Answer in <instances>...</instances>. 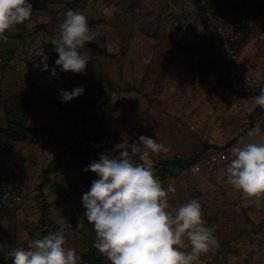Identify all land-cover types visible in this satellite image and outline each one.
<instances>
[{"label": "rangeland", "instance_id": "374dc122", "mask_svg": "<svg viewBox=\"0 0 264 264\" xmlns=\"http://www.w3.org/2000/svg\"><path fill=\"white\" fill-rule=\"evenodd\" d=\"M216 1L226 32L236 42V63L248 76L259 77L264 0ZM31 2L30 19L0 41V127L19 128L18 96L33 85L23 122L50 126L59 140L0 134V178L21 195L0 219V264H13L16 249L61 224L72 226L65 230L66 246L76 249L79 264H85L83 255L91 256V264H110L92 247L95 232L83 216L82 195L98 179L83 170L89 146L100 153L112 150L125 135L129 142L138 135L156 136L170 147L168 155L191 156L211 145L205 149H224L229 162L238 137L247 138L254 127L257 105L253 95H245L244 85L223 75L220 36L206 28L192 0ZM68 9L85 14L97 36L86 43L92 61L85 73L59 72L56 66V79L41 71L39 55L44 52L54 66L58 56L50 39ZM75 86L85 92L61 103L58 89ZM259 129L251 139L264 138ZM228 162L215 171L172 169L160 179L176 189L169 193L172 208L199 198L206 226L214 228L219 247L224 246L201 255L199 264H264V202L258 205L226 182Z\"/></svg>", "mask_w": 264, "mask_h": 264}, {"label": "clouds", "instance_id": "9594fccd", "mask_svg": "<svg viewBox=\"0 0 264 264\" xmlns=\"http://www.w3.org/2000/svg\"><path fill=\"white\" fill-rule=\"evenodd\" d=\"M32 13L31 0H0V41H7L6 33L29 20ZM96 36L85 14L68 9L58 34L50 39L58 58L50 67L49 57L41 52V71H50L56 79V66L59 72L85 73L92 61L86 43L95 41ZM221 67L224 69L222 63ZM251 83L259 86L253 97L255 105L264 109V77ZM84 92L83 86L58 89V99L66 104ZM259 134L254 125L247 138L240 135L226 166V182L258 205L264 202V138H251ZM125 136L83 169L98 176L81 198L83 216L95 232L93 246L110 264H199L201 255L218 248L220 241L214 228L205 224L199 198L171 207L169 193L176 189L171 184L163 186L159 175L164 171L157 174L150 155L165 154L169 159L175 155H168L170 147L156 136L138 135L132 142ZM71 227L61 224L57 230L30 240L26 248L15 250L13 264H79L76 249L66 246L65 230ZM189 246L190 250H185Z\"/></svg>", "mask_w": 264, "mask_h": 264}, {"label": "built area", "instance_id": "2783aa9c", "mask_svg": "<svg viewBox=\"0 0 264 264\" xmlns=\"http://www.w3.org/2000/svg\"><path fill=\"white\" fill-rule=\"evenodd\" d=\"M206 3V14L208 17V24L212 30L220 36V42L222 43V55L221 63L223 66V72L226 77L232 81H239L252 93L259 92V86H253L251 81L256 80L258 77H250L246 74L244 67L236 63L237 55L233 47L230 46L229 42L232 41V37L225 33L221 13L217 7L215 0H203ZM259 77H264V69ZM247 81V82H246ZM254 125L264 128V109L262 113L254 121ZM194 162L189 166V171L192 173L201 172L203 169L207 171H215L222 164L228 162L227 152L224 149H199L192 155ZM176 158H180V154H175ZM98 151L95 147L89 146L87 153V160L90 163L93 159H98ZM150 158L153 163V167L157 169L159 174H162L161 165L164 161L168 160L169 157L166 155L151 154ZM21 195L12 190L10 183L7 179L0 178V216L3 212L8 211L14 205L19 203Z\"/></svg>", "mask_w": 264, "mask_h": 264}, {"label": "trees", "instance_id": "16d2710c", "mask_svg": "<svg viewBox=\"0 0 264 264\" xmlns=\"http://www.w3.org/2000/svg\"><path fill=\"white\" fill-rule=\"evenodd\" d=\"M192 3L201 12L202 21L204 22L206 28H208L209 31L213 35L214 33L211 31V29H210L211 27L207 24L208 17L206 16V4H205L206 2L203 0H192ZM79 5L81 6L80 3H79ZM235 28L237 29V31L239 29H241V27L239 25H237ZM233 29H234V27H233ZM229 43H230V46L233 47L235 52L237 53L236 47L234 45L236 42H234V40H232ZM223 75L226 77L224 72H223ZM236 82H239V81L236 80ZM246 90H247L245 93L246 96H248V94L253 95V96L257 95V93L256 94L252 93L247 88H246ZM33 94H34V86L31 85L30 91L28 93H23V94H20L18 96V100H17L18 101V107H19V110L21 112V115H20L21 121H20L19 128L13 129L10 127H0V134H4V135H7L13 139H20V140L25 139L30 134H43V135L53 136V138H56V139L59 138V137H56L53 128L50 126L34 127V126L26 125L23 122V117L25 116L26 111L28 109L29 100L33 97ZM257 110H258V115L260 113H262V111H263V109H261L259 106H257ZM210 146L211 145H209V146L207 145L205 148H208ZM194 161L195 160H194L192 155L191 156L181 155L180 158H176V157L172 156L168 161L163 162L162 172L164 171L166 173V171L172 170V169H187L189 171V166ZM156 171H157V169H156ZM157 174L159 175L158 171H157ZM159 176H161V175H159ZM10 185H11V183H10ZM11 188H12V185H11ZM12 190L14 192H16L13 188H12ZM16 193H18V192H16ZM4 216H5V212L3 215L0 216V219L4 218ZM92 247L94 248L93 245H92ZM223 249H224V246L219 247L218 252H221ZM88 252L90 254L91 251L89 250ZM82 257H83L82 260H83V262H85V264H91L92 259H91L90 255H88V256L83 255Z\"/></svg>", "mask_w": 264, "mask_h": 264}]
</instances>
